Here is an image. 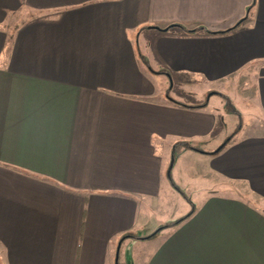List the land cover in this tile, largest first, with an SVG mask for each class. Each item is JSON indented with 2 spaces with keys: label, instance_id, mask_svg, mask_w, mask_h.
<instances>
[{
  "label": "crops",
  "instance_id": "crops-1",
  "mask_svg": "<svg viewBox=\"0 0 264 264\" xmlns=\"http://www.w3.org/2000/svg\"><path fill=\"white\" fill-rule=\"evenodd\" d=\"M157 72H250L264 117V0H0V264H120L135 238L143 264H264V125L226 139L225 116L166 98ZM174 149L212 179L140 235L179 195Z\"/></svg>",
  "mask_w": 264,
  "mask_h": 264
},
{
  "label": "rangeland",
  "instance_id": "rangeland-1",
  "mask_svg": "<svg viewBox=\"0 0 264 264\" xmlns=\"http://www.w3.org/2000/svg\"><path fill=\"white\" fill-rule=\"evenodd\" d=\"M252 10L249 11V13L251 12V16L255 13L256 9L254 10L253 7ZM148 76L155 84L156 91L162 90L166 98L172 99L175 103L182 105H207L217 115L225 116V119L221 120L224 126L222 128V134L226 139L236 140L245 135L254 134L258 132V127H261L262 124L264 125V117H261L259 110L253 107L255 104L257 105V97L254 89L255 76H252L250 72H242L220 81H208L205 77L203 78L200 74L196 73L183 76L174 73L172 81L165 72H157L155 78L149 74ZM160 96L163 95L159 93L156 98L162 99ZM191 143L206 147L205 141H192ZM185 146L188 147L190 145L185 144ZM195 153L198 157L193 159L197 163L189 167L193 159H189L181 149L173 150L171 157L177 161L173 164V173L170 172L172 170L170 168L169 177L171 180L170 184L179 195L170 200V203L173 201L169 205L171 207L170 210L168 207L166 209V200L163 199L158 209L160 214L158 218L154 216L148 218L147 224L139 230L138 234L147 235L150 228L153 227H156V230L150 231L151 234L155 233L162 226L163 228H171L176 224L178 219L184 217L188 211L196 207V204L203 197L205 191L199 189L193 192L192 190L202 185L210 184L209 179L212 178L208 171L202 170L203 166L206 167L207 164L204 165L200 153ZM221 179L224 180L223 177ZM230 182L232 181L226 184L223 191L227 193L237 192L231 186ZM189 185H191V188H188ZM240 190L248 194L251 191L249 188L247 189L248 191L243 188H240ZM186 196L189 198L188 201L185 200ZM186 201L189 204L185 205ZM150 244L151 242L147 241V239L137 240L135 238L131 240L130 243H127L122 248L121 254L119 255L120 264H143L148 249H150ZM127 251H130V253L128 254Z\"/></svg>",
  "mask_w": 264,
  "mask_h": 264
},
{
  "label": "trees",
  "instance_id": "trees-1",
  "mask_svg": "<svg viewBox=\"0 0 264 264\" xmlns=\"http://www.w3.org/2000/svg\"><path fill=\"white\" fill-rule=\"evenodd\" d=\"M173 25H176V24H173ZM176 26H177V25H176ZM238 26H239V23L236 24L235 26L229 28V29H226V30H220V31H213L212 33H214V34H220V33H228V32H232V31H234L235 29H237ZM165 73H167L169 76H171V75H170V72H165ZM180 221H182V219H181Z\"/></svg>",
  "mask_w": 264,
  "mask_h": 264
}]
</instances>
